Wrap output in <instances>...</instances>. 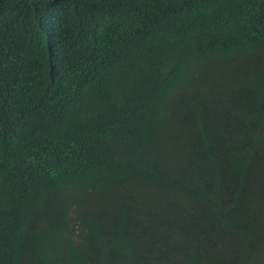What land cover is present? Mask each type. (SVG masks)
Wrapping results in <instances>:
<instances>
[{
    "label": "trees",
    "instance_id": "1",
    "mask_svg": "<svg viewBox=\"0 0 264 264\" xmlns=\"http://www.w3.org/2000/svg\"><path fill=\"white\" fill-rule=\"evenodd\" d=\"M0 264H264V0H0Z\"/></svg>",
    "mask_w": 264,
    "mask_h": 264
}]
</instances>
